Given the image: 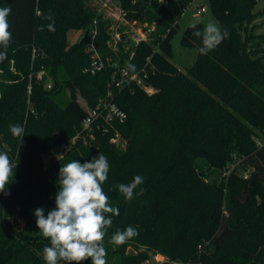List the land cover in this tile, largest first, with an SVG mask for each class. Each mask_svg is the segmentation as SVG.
<instances>
[{
  "label": "trees",
  "instance_id": "16d2710c",
  "mask_svg": "<svg viewBox=\"0 0 264 264\" xmlns=\"http://www.w3.org/2000/svg\"><path fill=\"white\" fill-rule=\"evenodd\" d=\"M118 1L127 20L156 28L150 42L115 54L108 24L88 0H0V7L11 8V43L0 60V151L17 165L8 194L0 193V264H45L42 250L50 242L34 210L43 207L47 214L55 207L61 165L101 153L110 164L103 189L119 208L103 242L106 261L115 256L117 264H147L153 252L167 259L159 264H264V35L254 25L264 10H255L256 0H209L229 36L201 55L202 40L193 31L203 25L186 29L181 43L198 55L183 72L170 60L171 41L179 12L194 0ZM95 21L96 45L117 67L92 75L85 73L91 63L86 47ZM77 30L83 37L70 45L68 33ZM124 68L146 73L155 92L135 83L116 87L113 80ZM64 90L70 92L65 105L57 98ZM110 91L127 115L118 127L128 141L123 150L110 143L111 133L82 127L87 111L78 92L93 109ZM10 124L23 126L21 141L10 134ZM70 146L46 165L48 153ZM205 169L227 171L226 178L209 184ZM137 175L144 183L126 201L115 185ZM128 226L138 234L112 244L111 236ZM128 248L136 253L127 254Z\"/></svg>",
  "mask_w": 264,
  "mask_h": 264
},
{
  "label": "clouds",
  "instance_id": "9594fccd",
  "mask_svg": "<svg viewBox=\"0 0 264 264\" xmlns=\"http://www.w3.org/2000/svg\"><path fill=\"white\" fill-rule=\"evenodd\" d=\"M10 13V7H0V48L4 49L0 51V60L7 57V48L11 43L7 20ZM199 23H191L189 27L197 29ZM193 36L201 38L199 52L207 55L228 38L229 33L222 29L218 21H208L202 31H193ZM128 67L134 70V65ZM9 132L20 141L24 137V128L20 124H10ZM16 166L7 152L0 151V193L8 194L7 187L13 181ZM109 170L108 158L102 153L90 161L81 163L74 159L61 165L55 207L47 214L43 207L34 210L36 226L41 236L50 242L42 250L45 264H85L86 261L107 264L103 242L112 226V216L119 215V208L112 206L103 189ZM143 183L144 178L137 175L130 183H120L115 187L126 201H131L137 194L135 190ZM137 234L136 228L128 226L123 231H116L110 242L123 245Z\"/></svg>",
  "mask_w": 264,
  "mask_h": 264
},
{
  "label": "rangeland",
  "instance_id": "374dc122",
  "mask_svg": "<svg viewBox=\"0 0 264 264\" xmlns=\"http://www.w3.org/2000/svg\"><path fill=\"white\" fill-rule=\"evenodd\" d=\"M88 4L92 8H94L98 14L102 15L104 21L107 22L108 30L110 33L109 44L115 54H118L120 52V47L125 50H131L133 48V43L131 41L133 37L140 36L141 34H144L149 30H151V33L149 34H152L155 31L156 26L154 24L152 26H149L148 24L140 23L137 20H127L126 12L121 9L118 0H88ZM159 4H170V2L168 0H163V2L159 0ZM184 6L185 7L182 8L181 12H179L180 14L178 18V26L171 41L172 57L170 59L171 62L183 72L187 71L188 69L194 66L198 55V49L196 47H186L181 43L186 29L189 28V25L191 23H194L196 21H200L201 23H199L198 25L203 26L208 21H218L212 11L209 0H194L189 5L186 6V4H184ZM203 9L205 10L202 11ZM255 10H264V1L258 2V6ZM254 25L256 26L255 33L257 35H264V14L259 16L255 20ZM92 28L93 26L90 27V29ZM83 34V30L70 31L68 33L69 44L73 45L76 42H79L83 37ZM117 34H120L125 41L130 40V42L127 43L124 41L126 44H124V42L116 44L115 36ZM38 78L40 81H43V73L38 74ZM2 81L3 80L0 78V84L2 83ZM44 82L46 84V87H48L49 89L53 85V82L49 78L46 79ZM148 88V90H150V94H153L155 92L152 87ZM77 97L80 104L86 109V111L92 109L88 106L87 102L84 100V98L79 92L77 94ZM57 98L59 101L62 102V104H67L70 101L69 90L62 91V93ZM58 159V155L54 153H48V155L45 157L46 165H52L54 162L58 161ZM245 172H247V170ZM204 174L205 176L203 175V173H201L205 181L209 184H213L216 182H220V177L222 179L226 178L227 171H224L219 175L217 173L205 169ZM131 250L134 254L136 253L134 249L128 248L127 254H130ZM165 261H167V259L163 255L154 254L153 252H150V259L148 260V262H152L153 264H159ZM106 262L107 264H117L115 256L107 259Z\"/></svg>",
  "mask_w": 264,
  "mask_h": 264
},
{
  "label": "built area",
  "instance_id": "2783aa9c",
  "mask_svg": "<svg viewBox=\"0 0 264 264\" xmlns=\"http://www.w3.org/2000/svg\"><path fill=\"white\" fill-rule=\"evenodd\" d=\"M264 0H256V2H261ZM203 9L202 11H204ZM94 27L89 31L91 38L90 41L87 44L86 51L91 56V63L89 67L86 68L85 73H90L92 75H95L103 70L106 69L107 66H115L117 67L116 63H113L110 58H104L98 49L96 45V39L98 36V30L96 28L97 21L94 22ZM151 30L147 31L144 34H141L140 36L133 37L132 43L133 48L139 46L142 42H150V34ZM130 39V38H129ZM125 40L123 37H121L120 34H117L115 36V43L120 44L121 42H124ZM125 42L129 43L130 40H126ZM124 42V44H126ZM110 41H108V45L110 46ZM147 74L143 73L141 75L133 74L131 75L127 69H121L120 70V78H114V83L116 87L122 88L125 85H129L131 83H135L140 88L145 90L147 93H149L150 90H148V87H151L147 85L146 83ZM29 93H31V87H29ZM150 94V93H149ZM127 120V115L124 111H122L119 106L114 103L113 101V93L112 91L109 92L107 99L101 100L98 105L93 108L89 109L87 111V117L84 119L82 123V127L86 131H92L95 127H99L103 130L104 133L108 134L111 133L110 143L113 144L116 148L123 150L127 147L128 141L122 136L121 132L119 131L118 127L125 124ZM79 136L75 137L72 140V144L74 145L77 138ZM72 146L68 148H63L58 152L59 158H63L65 156V153L70 149ZM237 165H232L231 169L234 170ZM251 169L249 168L247 172L243 174L244 178H248L250 176ZM249 174V175H248ZM147 264H153L152 262H148Z\"/></svg>",
  "mask_w": 264,
  "mask_h": 264
},
{
  "label": "water",
  "instance_id": "95a60500",
  "mask_svg": "<svg viewBox=\"0 0 264 264\" xmlns=\"http://www.w3.org/2000/svg\"><path fill=\"white\" fill-rule=\"evenodd\" d=\"M130 254H134L132 250L130 251Z\"/></svg>",
  "mask_w": 264,
  "mask_h": 264
}]
</instances>
